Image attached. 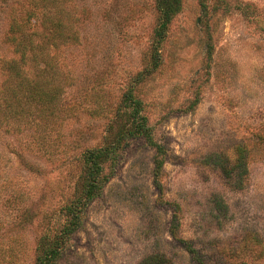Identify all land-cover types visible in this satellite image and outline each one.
<instances>
[{
  "label": "rangeland",
  "instance_id": "374dc122",
  "mask_svg": "<svg viewBox=\"0 0 264 264\" xmlns=\"http://www.w3.org/2000/svg\"><path fill=\"white\" fill-rule=\"evenodd\" d=\"M158 19L154 0H0V264H34L58 233L128 89L163 166L145 139L125 143L53 264H264V0H180L136 82ZM174 207L195 256L169 233Z\"/></svg>",
  "mask_w": 264,
  "mask_h": 264
},
{
  "label": "trees",
  "instance_id": "16d2710c",
  "mask_svg": "<svg viewBox=\"0 0 264 264\" xmlns=\"http://www.w3.org/2000/svg\"><path fill=\"white\" fill-rule=\"evenodd\" d=\"M155 9L158 14V23L153 30L151 42L148 49V66L145 72H140L134 80L139 81L147 72L157 69L161 63L160 48L167 33L169 24L180 11V0H154ZM26 80L25 78L21 79ZM24 83L21 82V85ZM28 87V85H27ZM26 88V87H25ZM59 89L51 91H36L30 97L32 102L42 101L49 96L55 97ZM196 98L191 107L197 105ZM141 103L134 99L131 89H128L116 110L114 118V126L110 127L107 135L104 137L103 145L85 150L81 159L80 175L75 183L74 198L68 205L61 209L65 218L64 223L58 233L54 235L44 234L38 241L36 246V255L34 264H53L60 256L63 247L66 245L70 236L78 229L81 221V213L83 207L97 197L102 185L108 180L112 174L113 165L116 163L119 151L125 143L134 138H143L155 149L154 166L158 172L163 166V149L154 143L149 127H147L145 118L141 115ZM238 157L234 167L240 168L242 175L247 173L244 163L245 152L240 147L237 149ZM209 164L222 168L225 177L232 176V168L225 167V163L219 155L209 154L206 157ZM109 170V172H106ZM177 207L173 209V216L169 228V233L173 239L181 241L185 244V248L194 256L196 251L192 249L188 242L177 237L179 228V220L177 218ZM260 244V240L256 241ZM199 264H204L201 259H197ZM139 264H170L164 255L154 254L145 257ZM245 264V263H241Z\"/></svg>",
  "mask_w": 264,
  "mask_h": 264
}]
</instances>
